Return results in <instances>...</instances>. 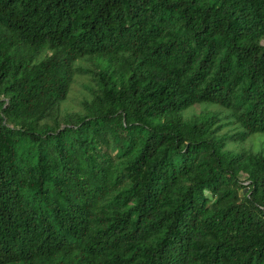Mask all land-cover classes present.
Returning <instances> with one entry per match:
<instances>
[{"label": "trees", "instance_id": "1", "mask_svg": "<svg viewBox=\"0 0 264 264\" xmlns=\"http://www.w3.org/2000/svg\"><path fill=\"white\" fill-rule=\"evenodd\" d=\"M0 264H264V0H0Z\"/></svg>", "mask_w": 264, "mask_h": 264}, {"label": "rangeland", "instance_id": "2", "mask_svg": "<svg viewBox=\"0 0 264 264\" xmlns=\"http://www.w3.org/2000/svg\"><path fill=\"white\" fill-rule=\"evenodd\" d=\"M79 90V87L78 86H73L72 87V91L70 92V95H69V98H70V102L68 103V107L73 109V108H76V97L78 98V93H76V91ZM71 96V97H70ZM198 111V105H194L193 108H190V113H196Z\"/></svg>", "mask_w": 264, "mask_h": 264}]
</instances>
